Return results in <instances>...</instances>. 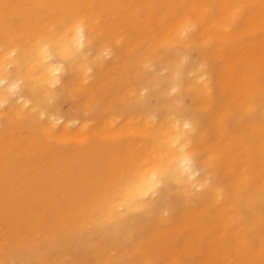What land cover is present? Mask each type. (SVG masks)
I'll return each mask as SVG.
<instances>
[{
    "label": "bare ground",
    "instance_id": "bare-ground-1",
    "mask_svg": "<svg viewBox=\"0 0 264 264\" xmlns=\"http://www.w3.org/2000/svg\"><path fill=\"white\" fill-rule=\"evenodd\" d=\"M80 19L90 43L74 59L50 48L60 83L30 78L48 66L30 72L38 42L68 39ZM188 22L196 30L181 39ZM0 47L18 49L0 85V264H264V0H0ZM201 62L211 91L188 75ZM106 67L120 113L103 108L111 97L97 94L100 114L82 100ZM67 93L99 117L62 111ZM170 117L195 122L199 174L169 172L135 200L139 174L172 163Z\"/></svg>",
    "mask_w": 264,
    "mask_h": 264
},
{
    "label": "clouds",
    "instance_id": "clouds-1",
    "mask_svg": "<svg viewBox=\"0 0 264 264\" xmlns=\"http://www.w3.org/2000/svg\"><path fill=\"white\" fill-rule=\"evenodd\" d=\"M195 30V24H192L190 22L185 23L180 31L181 39L186 38ZM227 30L228 28L226 27L225 31ZM68 32L71 33L68 39H65V35H67V33H65V35L58 36L54 39L50 37V42H38L37 49L39 59L32 62L30 72H34L42 65L47 64L48 66L45 69V72L41 74V76H33L30 78L36 80L42 85H46L49 89H54L60 83L59 74L63 69L62 64H48V61L52 59L50 48L55 46L57 49V54L60 56V58L62 60H68L74 59L75 54L80 52V50L85 47L86 43H90V41L86 39V23L84 20L80 19L74 21L70 25ZM17 51V48H11L5 52L4 49L0 47V85H3L7 82L10 76V70L18 63V61L15 59ZM110 54L111 50L106 49L102 53V56L108 57L110 56ZM186 60L187 57H184L181 60L180 67L183 66ZM82 68L85 71V75H87V73L91 71L87 64L82 65ZM206 69L207 64L205 62H201L193 71H190L188 75L189 77H196L193 82L194 85H202L204 89L211 91L210 75ZM179 75L180 73L177 72L174 76V79H179ZM23 79H25V77L18 78L4 91L9 94H14ZM193 84L189 86L188 90L192 89ZM179 90V85H177L176 87H173L171 89L170 94H175ZM21 100H23V98H21ZM6 102V97H0V108H3ZM28 103V101H24L23 106L27 107ZM180 103H182V101ZM149 119L152 123H155V116L150 117ZM170 119H173L174 123L172 124L171 130L164 136L163 143L168 149L172 150L175 153L172 163L166 166L143 170L139 174L138 180L134 181L139 192L135 200H141L149 196V194H155L156 190L162 184V177L168 175L169 172H179L181 175L189 173V182L193 181L199 174L198 172H193L195 154L193 153V151H190L192 147V140L190 139V137L196 131L195 122L190 117L184 118L183 120L175 117H170ZM59 123H61V121L56 120L54 126L58 125ZM71 123H78V121H73ZM176 183H179V181L177 180ZM206 185L207 180L204 184L190 183V188H195L197 191H200ZM188 194L191 193L189 192ZM132 202L134 201H129V203Z\"/></svg>",
    "mask_w": 264,
    "mask_h": 264
},
{
    "label": "rangeland",
    "instance_id": "rangeland-1",
    "mask_svg": "<svg viewBox=\"0 0 264 264\" xmlns=\"http://www.w3.org/2000/svg\"><path fill=\"white\" fill-rule=\"evenodd\" d=\"M106 70H107V71H112L113 69H108V67H106V68L103 69V72H106ZM113 71H114V70H113ZM103 72H101V78L103 77L102 74L105 75V77H106V78H105V77L102 78V80L104 79V80H103V84L110 80L109 83L107 82L105 85H101V86H100L102 80H101V82H100V80H99V82L97 81L98 83H100V84H98V85L100 86L99 89H97V86H98V85H95V83H94V86H95V87L92 86V88H90V89H91V93H89V92L87 91L88 89L84 90L85 92L87 91V92H88L87 95H90V96H87L86 93H85L86 96L83 94V95H82L83 97H82V96H81L82 93H80L81 91L79 92V93H80L79 95H80V97H82V100H85L87 97H89V98H88L89 100H88V99H87V100H88V101H91L90 103H93V104H92L93 106L99 108V110H98V111H99V114L101 113L102 110H104V109H102V107H103V105H104V104H102V103H103L104 101H103V100H99V99H97V97L100 96V99H101V96H102V98L104 97V98H103L104 100H105V99L107 100L108 98L111 97L113 101H114V100L116 99V97H117V100H118V101L115 100V101H117V102L112 103L113 105H111V104L109 103V100H110V99H108V102H106V105H104L103 108H105V107L107 106V103H108L111 107L113 106L112 108H114V110H115L117 113H120V112H119V111H120V110H119L120 107H119V108L117 107V108H116L117 110H116L115 107H114L115 104H116L115 106H120V105H121V108L123 107V103H122V104H121V102L119 103V100H120V99H118V97H120V96H118V95H121V94H118V95L116 94V93H121V91H120V92H117L116 89L114 90V88L117 87V86L114 84V83H116V78H113V76H115V73H114L113 76H112V75L110 76L109 73H111V72H109L108 74H107V72H106L107 75L104 74ZM111 74H112V73H111ZM108 77H109V78H108ZM101 78H100V79H101ZM107 78H108V79H107ZM111 78H113V79L111 80ZM106 79H107V81H106ZM114 80H115V81H114ZM97 82H96V84H97ZM113 82H114V83H113ZM111 83H112V84H111ZM110 84H111V85H110ZM113 84H114V85H113ZM108 85H109L110 87H108ZM114 86H115V87H114ZM103 87H106V88L108 87V89H107V90H104V92H103V91H102V88H103ZM94 88H96L97 90L95 89L96 91H95L94 93H92L93 90H94ZM106 88H105V89H106ZM92 89H93V90H92ZM103 89H104V88H103ZM113 90L116 91V92H114ZM74 91H75V92H74L73 94H76V96H77V94H78L77 92H78L79 90L76 89V90H74ZM98 91H99V93H98ZM100 91H102V92H100ZM105 91H106V93L108 92V94H105ZM109 91L111 92V95L113 94L112 92H114V93H115L114 95H115V96L117 95V96H116V97L114 96L115 98H113V95H112V96L109 95ZM67 94L70 95L71 93H67ZM73 94H71V96H69V95L67 96L66 94L63 96L62 103H61V105H60L62 111H64V112H68V111H69V112H76V113L79 114V115H82V114H84V113H87L88 116H90V117H94V118L99 117V115H97V112H95V109H96V108H94L93 106H89L88 108L90 109V107H91V110H93V111H91V110H89V109L85 106L86 103H88L87 100H85V101H87V102H84L85 105H84V104H83V105L87 108V110L90 111V113H89V111L87 112V110L84 111V110H85L84 106L82 105L81 102H79V101L81 100V98H80L79 96H77L78 99H80V100H78V99L76 98V96H74ZM93 94H95L94 99H90V97H91ZM97 94H98L99 96H98ZM103 94H105V96H106V95H109V97H107V96L105 97V96H103ZM96 95H97V96H96ZM72 96H74L75 99H74V97H72ZM70 97H71V98H70ZM84 97H86V98H84ZM83 98H84V99H83ZM92 98H93V97H92ZM93 100H94V102H93ZM96 100H98L97 105L95 104V103H96V102H95ZM112 100H110V101H112ZM100 101H101V103H100ZM78 102H79V104L81 103L80 106H79ZM98 103L100 104V106L102 105V107H100ZM117 103H118V104H117ZM152 103H155V101L152 100ZM94 104H95V105H94ZM81 105H82V106H81ZM90 105H91V104H90ZM64 106H66V107H64ZM81 107H83V108H81ZM92 107H93V108H92ZM69 108H70L71 111L69 110ZM73 108H74V109H73ZM100 108H101V109H100ZM107 108H108V107H107ZM107 108H106V109H107ZM118 110H119V111H118ZM121 110H122V109H121ZM96 111H97V109H96ZM107 112H108V110L105 111V113H107ZM103 113H104V112H103ZM102 116H103V115H102ZM22 130L24 131V132H22V135H24L25 133L27 134L26 129L23 128ZM94 141H95V140L92 141L93 144L97 143V142L94 143ZM90 142H91V141H90ZM92 143H91V144H92ZM88 144H89L92 148H96V147L92 146L90 143H88ZM70 145H71V144H70ZM70 145L67 146V147H66V146H65V147L61 146L62 148L60 149V151H61L65 156H68L69 153H70V149H71V147H74V146H75L74 144H72V145H74V146H70ZM95 145H97V144H95ZM68 147H70V149H68ZM91 147H90V149H91ZM63 148H64L65 150H64ZM88 148H89V147H88ZM62 149H63V151H62ZM72 149H73V151H74V150H75V147L72 148ZM90 149H87V151H89V152H93V151H94V150L92 151V149H91V150H90ZM73 151H72V152H73ZM68 152H69V153H68ZM72 152H71V153H72ZM67 153H68V154H67ZM71 153H70V154H71Z\"/></svg>",
    "mask_w": 264,
    "mask_h": 264
}]
</instances>
